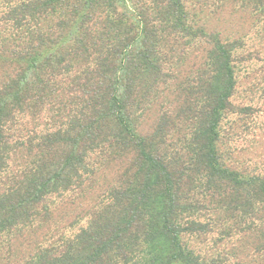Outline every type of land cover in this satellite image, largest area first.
<instances>
[{
    "label": "trees",
    "instance_id": "trees-1",
    "mask_svg": "<svg viewBox=\"0 0 264 264\" xmlns=\"http://www.w3.org/2000/svg\"><path fill=\"white\" fill-rule=\"evenodd\" d=\"M229 1L264 15V0H0V264H225L232 240L264 259V175L220 153L240 42L198 17ZM50 198H87L86 226L46 239ZM209 238L214 255L193 246Z\"/></svg>",
    "mask_w": 264,
    "mask_h": 264
},
{
    "label": "rangeland",
    "instance_id": "rangeland-1",
    "mask_svg": "<svg viewBox=\"0 0 264 264\" xmlns=\"http://www.w3.org/2000/svg\"><path fill=\"white\" fill-rule=\"evenodd\" d=\"M210 10L213 11V8L208 5L198 16L204 31L218 34L220 41L240 42L235 63L236 87L231 98L236 109L222 120L220 153L229 167L264 175V15L241 9L239 3L231 1L226 2L217 13L212 14ZM190 14L193 13L190 11ZM157 115L158 107L154 106L147 114L144 132L152 129ZM88 201L86 198L70 203L67 198H50L48 207L52 223L48 235L51 236L47 235L46 239H56L61 232L63 236H71L80 227H85ZM41 233L33 240L41 242L45 230ZM251 242L245 243L239 250L234 240L218 242L215 247L217 251L229 255L225 264H264L260 253L251 249ZM214 244L209 238L193 246L214 255L211 249ZM23 252H26L25 249Z\"/></svg>",
    "mask_w": 264,
    "mask_h": 264
}]
</instances>
